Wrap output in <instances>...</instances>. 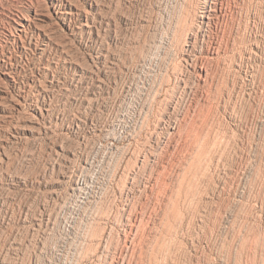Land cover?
I'll list each match as a JSON object with an SVG mask.
<instances>
[{"label": "rangeland", "instance_id": "1", "mask_svg": "<svg viewBox=\"0 0 264 264\" xmlns=\"http://www.w3.org/2000/svg\"><path fill=\"white\" fill-rule=\"evenodd\" d=\"M66 1L84 31L49 17L52 0H0V264H82L100 208L125 203L147 216L139 264H264V0H218L213 24L204 0ZM16 11L40 30L15 38ZM192 36L201 84L182 59ZM186 112L192 136L167 148L157 122ZM141 142L163 151L137 173ZM159 173L177 193L156 213Z\"/></svg>", "mask_w": 264, "mask_h": 264}, {"label": "bare ground", "instance_id": "2", "mask_svg": "<svg viewBox=\"0 0 264 264\" xmlns=\"http://www.w3.org/2000/svg\"><path fill=\"white\" fill-rule=\"evenodd\" d=\"M204 2L206 4V7L204 8V11L202 12V14L199 16V18H201L202 22L203 23L206 22V23H209V24L210 23L213 24L214 20H217V21L219 20L220 21V19L223 17V8L219 4L218 0H204ZM51 7L54 8V9H61V11H57L56 13L52 12V14L49 12L48 13L49 17H53V16L55 18H59L60 17L61 20L69 19L71 21V19H73L75 16H77V18L79 17V19L81 21H84V19H86V23L85 24L82 23L79 29L81 31H84V29L86 27H88L87 16L82 14L78 8L74 7L68 1H66V0H52ZM191 15H193V14H191ZM10 20H11V23H12V26H13V31H11V32L13 33L15 38H22V34L27 32L29 29H35L37 31L40 30V24H37L33 20H31L28 17H26L25 15H22V11L13 12L11 14V16H10ZM187 22H188V19H187ZM182 28H183V26H182ZM63 29L66 31L65 28H63ZM185 29L183 30V32L185 31ZM186 32H187V30H186ZM41 33H39V34H41ZM196 39H198V38H196L195 36L194 37L192 36L191 40H193V41L192 42L190 41L189 44L187 45V47L184 49V56H183L182 59H183V61L185 63V67H186V70H187L186 73L189 76L194 77V80L198 84H201L204 81L205 82L209 81L210 74H212V73H209V71H208L210 68L209 69L207 68V66H208L207 62L208 61H206V58L201 57V56L197 55V53H196V46H195L196 43H197ZM49 45H50V40L47 38L45 46H49ZM217 45L218 44L213 42V41L210 42L209 45H207V47L205 48L206 53H207V57H208L207 59H209V57L213 58V56L217 53V50H218ZM5 75L9 76V78L10 77L13 78L12 77V72H7V73H5ZM5 81L9 85H11L10 84L11 81L8 79V77H7V79H5ZM1 97H3V96H1ZM158 112H160V111H158ZM186 113H188V112H186ZM189 113H188V115H186L188 117H186L185 114H184L185 117L183 116V117H181V119H177L174 123L169 122V120H166L164 118H163L164 119L163 120L162 117H161V120H160L157 117L160 121L157 122V125L155 124L157 126L156 128L160 129V130H164V129L166 130L167 129L169 131V137L166 138V140H163L164 141L163 144L166 145L167 148H169L171 146V142L173 141L172 139L175 140L177 138V136L180 135V133L182 132V129L184 127L188 128L187 129L188 130V135H190V137L192 136V133L195 130V125L197 123H196L195 120H191L190 119L191 117H189ZM165 114H167V113H165ZM146 119H147V115H146ZM168 119H170L169 116H168ZM153 120H154V118H153ZM149 124H150V122H149ZM186 131H184V132H186ZM154 132H150V133H154ZM184 132H183L182 135H184ZM186 135H187V133L185 134V136ZM148 136H147V138H148ZM152 137H150V138H152ZM154 137H155V135H154ZM187 137L188 136H186V139H187ZM190 137H189V139H191ZM143 139H145V138H143ZM148 142H150V141L148 140ZM189 146H188V148H189ZM191 147L193 148V143L191 144ZM139 148H140V150L142 149L143 152H141V153L139 152L140 154L136 157V160H135L136 161V163H135L136 167L134 169L135 170L134 172L137 171V173H139V171H141L142 167L144 165L149 164L151 161L153 163H156V164L160 163V157L162 155L161 151H163V150H161L159 147L156 148V150H155L151 143L150 144H146L144 142H141V147H139ZM154 150L157 151V152H155ZM188 150H190V148ZM177 151H179V150H177ZM179 159H180V157H179ZM175 161H177V160L175 159ZM179 162H182V161H179ZM184 162L186 163V160ZM174 163L176 164V162H174ZM175 164H170V162H165V161L161 162V166H162V168L165 171L167 169H169V170L171 169L172 170L175 167ZM180 164H179V166H180ZM167 165H169V166H167ZM181 166H182V164H181ZM173 171H171V172H173ZM177 176H179V175H177ZM169 181L170 180L168 179L167 175H163L162 176L160 174L159 177L155 176V178L153 179L154 184H153L152 189H148V190L145 191L146 193L151 194L152 197L157 198V205H158L159 208L155 209L156 213H158L160 208L162 210L163 207L167 206V204L170 203L173 200V198L176 197V193L177 192L175 193V191L172 189V186L169 183ZM182 184H184V183H182ZM181 191H182V189H181ZM129 194H130L129 188L121 189L119 191V196L120 197H127V196H129ZM181 196H182V194H181ZM179 198H180V194L178 193L177 199H179ZM121 199H123V198H121ZM138 206L136 207L133 204L131 205L130 203H125V204L119 205L118 208L117 207L115 208L114 206L111 207V205H109L107 207L100 208L99 213H97L98 215H96V218H94V220H92V222L90 224V231H89V233L87 235V239H86L87 240L86 247L84 246L85 250L81 251V252L84 251V253H82L84 255H82V258H81L82 259V264H139L140 263V260L143 258V254L145 253V251H144L145 248L144 247H145V243H146V239H147L146 238V236H147L146 235V229L147 228L144 227V229L141 230V228H143L142 224L144 223L143 219L145 218L146 215L144 216V213H142L143 209L142 210L139 209ZM114 208L116 210H114ZM145 211H147V210L145 209ZM86 240H85V242H86Z\"/></svg>", "mask_w": 264, "mask_h": 264}]
</instances>
